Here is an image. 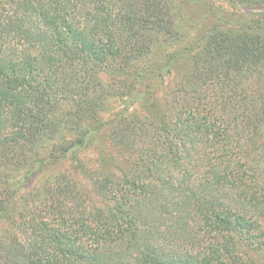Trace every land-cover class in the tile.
Here are the masks:
<instances>
[{"label":"trees","instance_id":"1","mask_svg":"<svg viewBox=\"0 0 264 264\" xmlns=\"http://www.w3.org/2000/svg\"><path fill=\"white\" fill-rule=\"evenodd\" d=\"M0 231V264L263 253L264 0H0Z\"/></svg>","mask_w":264,"mask_h":264},{"label":"rangeland","instance_id":"2","mask_svg":"<svg viewBox=\"0 0 264 264\" xmlns=\"http://www.w3.org/2000/svg\"><path fill=\"white\" fill-rule=\"evenodd\" d=\"M224 7L228 9H236L238 7H235V5L231 2H224L223 4ZM245 10V9H243ZM103 80H110L109 76H103ZM168 84H171V82H168ZM98 155V147H91L88 149L86 152H83L81 154V161L83 162V165L87 168H95L97 167V162H96V157ZM59 170H67V166L64 165L63 167L61 166L60 168H57ZM72 170L74 171V174L76 175V178H81L83 182H85L84 176H82V171L79 168L72 167ZM8 223H3L1 225V228L6 229L9 228ZM2 231H0V234ZM263 251L258 253V252H248L244 246H239L238 247V255H237V260L236 263L234 264H264V247L261 249ZM250 253V254H249Z\"/></svg>","mask_w":264,"mask_h":264}]
</instances>
